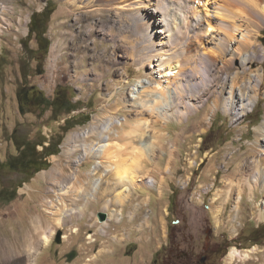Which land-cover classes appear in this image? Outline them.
<instances>
[{"label":"rangeland","instance_id":"obj_1","mask_svg":"<svg viewBox=\"0 0 264 264\" xmlns=\"http://www.w3.org/2000/svg\"><path fill=\"white\" fill-rule=\"evenodd\" d=\"M69 1L67 6L68 0H0L5 5L0 9V160L19 152L18 138L19 142L27 143L47 138V145L49 139L63 133L65 115L55 119L51 110L42 117L22 114L17 99V90L23 83L21 65L28 54L24 41L30 31L32 14L42 12L47 4L53 9L45 33L51 42L50 49L38 69L37 61H31L27 81L42 88L51 98L58 87H68L73 100L81 102V109L71 116L90 113L87 123L77 124L64 135L60 152L48 157L49 167L29 177L10 173L20 183L13 199L0 201V264H21L20 261L31 264L33 259L35 264H150L173 232L181 230L183 222L195 230L209 225L214 238L226 241L225 253L218 264H264V81L258 90L249 87L253 74L261 71L264 76V16L255 18L250 27L258 28L250 48L255 49L258 57L244 66L246 74L240 65L244 54L233 60L234 70L225 76L229 87L221 95L220 106L216 105V92L211 88L199 91L195 100L199 110L190 117L179 120L172 117L168 121L161 117L156 121L158 112L151 113V107L144 115L136 111L145 108L146 97H133L139 79L144 80L147 90L160 80L157 69L152 73L150 61L140 62L145 45L136 21L131 16L129 21L117 23L114 10L103 5L100 12L95 6L85 8L84 3L91 0ZM214 3L215 0L209 2L207 16L216 27L205 37L210 41L223 32L218 30L221 17ZM66 6L69 10L62 12ZM238 22L244 27L248 25L245 19ZM237 36L239 39L241 34ZM237 39L230 44L233 54ZM29 44L37 48L34 37ZM53 48L56 62L52 61ZM219 62V66L224 64L222 60ZM237 72H240L237 83L245 80L243 91L231 88ZM234 89L239 95L245 96L250 91L247 96L259 98L247 108L245 115L238 109L224 108L226 100L232 101ZM161 93L164 94L156 95H162V105H169L170 97L167 99ZM152 97L148 99L155 98ZM138 117L145 122V140L152 146L150 158L140 161L143 169L139 174L155 178L156 183L132 188L130 198L123 203L115 200L121 190L117 176L108 173L105 177L109 178L102 183L104 199L97 193L100 199L90 202L83 215L58 225L60 215L47 208L51 200L59 198V185L45 172L56 169L58 173L57 169L65 168V175H69L79 169L81 177L86 178L96 164L95 158L78 164L82 150L70 152L71 135L88 130L93 120L102 125L113 118L116 133L111 134V140L120 144L118 160L137 164L139 141L118 138L116 134L124 135ZM96 140H99L96 135L89 139ZM107 164L103 162L94 177L102 174ZM106 200H112L108 208L104 207ZM67 202L71 203L72 199L68 198ZM83 202L81 199L78 205L82 206ZM112 209L122 213L119 220L111 216ZM217 209L221 212L215 216ZM100 212L107 213L105 220L100 219ZM102 227L106 232H100ZM47 235L50 240L44 242ZM234 247L253 251L248 259H231ZM31 251L34 258L29 255Z\"/></svg>","mask_w":264,"mask_h":264},{"label":"bare ground","instance_id":"obj_2","mask_svg":"<svg viewBox=\"0 0 264 264\" xmlns=\"http://www.w3.org/2000/svg\"><path fill=\"white\" fill-rule=\"evenodd\" d=\"M81 1L84 3V0ZM210 1L212 0H91L90 3L89 1L84 3L85 8L95 6V10L98 12L103 10L100 7L102 5L110 10H114L118 18L115 19L117 23H122L125 20L129 21L131 16L133 17V21H136L135 24L145 45L140 53V62L145 63L146 61H150L153 68L152 73H155L156 69L160 73L159 82L151 90L146 89L147 86H145L143 79H139L133 88V97H146V99H143L146 102L144 103L146 109L136 110L137 113L144 115L149 112V107H151V113L154 111L158 112L159 118L156 121H160L161 117L167 121L172 117L178 120L181 117L184 119L183 117L186 118L199 110V105L195 102L199 91H208L211 88L216 92V105L220 106L221 95L224 93L226 87H229V81L225 76L234 70L233 60L237 59L239 55L244 54V58L240 62L241 67H244L252 63L255 57H258L255 49L250 50L254 43L252 36L257 32L258 28L253 29L250 27L255 18H263L264 0H215L214 4L217 5V7H215L216 5L214 6L216 13L221 17H219L218 30L223 31L219 33L215 41L205 39L209 31L212 34V29L215 27L211 19L207 17L210 14ZM70 2L68 0L66 5L68 6ZM67 6L61 9V11H66ZM239 19H245V23H248V25L244 27L242 22H238ZM257 23L255 26L259 27ZM262 25L264 26V22ZM238 33L241 34L239 39H237ZM233 39H237L238 41L235 54L232 53L230 47ZM220 60L223 61L224 66L218 65L217 62ZM52 61L56 62L54 48L52 50ZM243 71L246 74L245 67ZM239 73L237 72L236 76L233 77L231 88L236 89L238 87L239 91H243L245 87L243 81L245 80L239 84L236 81L240 76ZM263 81L264 76L259 71L249 79L250 86L246 85L258 90V85L262 84ZM143 83L144 85H140ZM235 89L231 90L232 97L229 96L232 98V103L226 100L224 108L225 110L238 109L242 115H245L248 110L247 108L256 103L255 101L259 98L255 95L253 97L247 96L250 91H247L248 93L245 96L239 95ZM158 92H164V94H161L164 97L165 95L168 96L166 97L167 99L170 97L169 105H162L160 97L162 95H156ZM152 96H155L153 100L148 99ZM236 105L238 106L236 107ZM163 106L169 108L165 109ZM202 121L204 122L205 118ZM115 124L116 122L113 118L103 122L102 125L93 120L88 130L82 132L80 135H71L70 139L73 142V146L70 152H74L78 148L82 150V158L77 160L78 164L88 158H95L96 160V164L86 174V178L81 177L82 174L79 173V169L69 175H65V168L57 169L58 173H56V169L45 172L54 177V180L59 185V198L51 200L47 208L49 212L60 215L57 219L58 225L61 226L71 221L74 216L80 217L83 215L89 203L99 198L97 193H100V196H103L101 198L104 199L106 193L102 190V183L106 178H109L105 177L108 173H113L117 176V186H121V190L116 194L117 198L115 200L123 203L130 198L132 188L141 187L143 184L150 186L156 183L155 178L151 177L148 179V177H143L139 174V171L143 169L140 161L144 158H150L149 151L152 147L150 142L145 140L147 135L146 127L144 126L145 122L141 117H138L136 123L130 126V130L125 131L124 129V135L120 136L119 133L116 134L117 137L119 136L118 138H129L133 142L139 141L138 145H140V148H137L139 150V153H137L139 161L137 164L118 160L120 144L111 140V134L115 132ZM95 135L99 137V140L89 141ZM103 162H108L109 164L106 165V169L102 174L94 177L103 167ZM58 177L63 178L58 180ZM68 198L72 199L71 203L67 202ZM81 199H84V202L82 206H79L78 201ZM111 201L106 200L104 207L108 208ZM220 212L221 209L215 210V216H218ZM121 214V212L116 213L114 209L111 210V216H116L117 220L121 218ZM262 216L264 217V212H262ZM100 232L104 233L106 229L102 227ZM53 233L54 230L51 236ZM89 237L92 238V235ZM49 240L50 236H45L44 242H48ZM32 251L29 255H32L34 258L35 254ZM252 251L240 250L234 247L230 252V257L231 259H235L236 257L248 259ZM0 259H2L1 254ZM20 262L22 264V261ZM31 264H35V259L32 260Z\"/></svg>","mask_w":264,"mask_h":264},{"label":"trees","instance_id":"obj_3","mask_svg":"<svg viewBox=\"0 0 264 264\" xmlns=\"http://www.w3.org/2000/svg\"><path fill=\"white\" fill-rule=\"evenodd\" d=\"M52 13L53 9L47 4L42 12H34L32 14L30 31L27 41H24L28 54L21 65L23 83L17 90V99L19 110L22 114L34 113L42 117L48 110H51L55 119L65 115L64 123L61 126L63 133L49 139L47 145H45L48 141L47 138L38 139L37 141H32V143L19 142L18 140L20 139L18 138L16 146L19 152L9 156L4 163H1L5 166L3 171L4 177H16L10 175L13 172L29 177L49 167L48 157L60 152V144L63 142L64 135L77 124H85L90 120V113L86 112H79L77 115L71 116L73 112L81 109V102L73 100V97L69 95L68 87H58L54 97L51 98L42 88L34 84H29L27 81L32 68L31 61L33 59L37 61L36 69H38L39 66L43 65L46 55L49 52L51 42L45 37V33L47 32V25ZM33 37L37 42L36 49L32 48L29 44V41ZM76 120H80V122H76ZM38 145H42L43 149L40 151L37 150ZM24 167L27 168L26 171L23 170ZM15 193L16 191L11 197L5 195V199H13Z\"/></svg>","mask_w":264,"mask_h":264},{"label":"flooded vegetation","instance_id":"obj_4","mask_svg":"<svg viewBox=\"0 0 264 264\" xmlns=\"http://www.w3.org/2000/svg\"><path fill=\"white\" fill-rule=\"evenodd\" d=\"M5 161L0 160V201L5 200V195L11 197L17 192L20 183L17 177H4L5 166L1 163ZM226 244V241L214 238L211 226L195 230L183 222L181 230L173 232L167 243L155 253L150 264H218L219 258L225 253Z\"/></svg>","mask_w":264,"mask_h":264},{"label":"water","instance_id":"obj_5","mask_svg":"<svg viewBox=\"0 0 264 264\" xmlns=\"http://www.w3.org/2000/svg\"><path fill=\"white\" fill-rule=\"evenodd\" d=\"M99 217H100L101 220H105V219L107 218V213H105V212H100V213H99Z\"/></svg>","mask_w":264,"mask_h":264},{"label":"built area","instance_id":"obj_6","mask_svg":"<svg viewBox=\"0 0 264 264\" xmlns=\"http://www.w3.org/2000/svg\"><path fill=\"white\" fill-rule=\"evenodd\" d=\"M4 7V5L2 3H0V9H2Z\"/></svg>","mask_w":264,"mask_h":264}]
</instances>
